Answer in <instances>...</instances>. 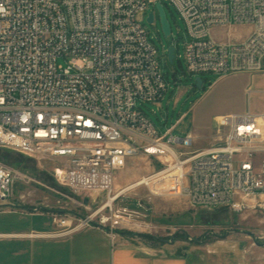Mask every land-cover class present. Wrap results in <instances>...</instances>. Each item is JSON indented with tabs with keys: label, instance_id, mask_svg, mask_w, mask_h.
<instances>
[{
	"label": "built area",
	"instance_id": "built-area-1",
	"mask_svg": "<svg viewBox=\"0 0 264 264\" xmlns=\"http://www.w3.org/2000/svg\"><path fill=\"white\" fill-rule=\"evenodd\" d=\"M165 1L185 24L189 75L264 73V0ZM158 4L164 8L162 0H0V148L56 163L58 188L83 197L56 192L53 238L97 228L115 239L130 228L124 223L139 213L115 208L126 193L115 182L139 156L159 169L133 189L181 196L193 208L264 212V113L217 117L219 143L193 150L192 134L175 137L173 126L160 135L138 108V101L160 103L168 90L142 25ZM232 25L253 31L241 42L213 37V29ZM32 182L0 160V203L12 199L16 184ZM94 195L107 199L92 210ZM72 203L90 213L64 210Z\"/></svg>",
	"mask_w": 264,
	"mask_h": 264
},
{
	"label": "rangeland",
	"instance_id": "rangeland-1",
	"mask_svg": "<svg viewBox=\"0 0 264 264\" xmlns=\"http://www.w3.org/2000/svg\"><path fill=\"white\" fill-rule=\"evenodd\" d=\"M162 3L171 26V35L167 37L164 34L159 13L155 11L154 7H151L147 12L142 25L150 42L158 52V59L168 83V90L160 103L138 101V108L160 135L166 134L169 129L175 126L173 131L175 137L185 138L189 133L196 136L193 150L197 147H209L213 143L216 145L219 143L216 142V139L220 140V136L214 130L215 116L232 107L230 99L225 95L226 84L225 82H215L217 75L214 74L196 76L188 74L183 59V44L186 40L185 24L174 7L165 0H162ZM153 11H155L156 19L154 23H149L147 17ZM235 28L233 25L226 28H215L212 35L219 41H231L233 39L230 34L235 32ZM170 47H175L173 64L168 59ZM59 62L66 64L64 60ZM197 78L202 79L204 88L196 87ZM179 120L180 122L177 124ZM0 160L17 168L34 181L29 184L18 183L13 189L12 199L22 202L25 206L33 204L39 207L42 206V203L47 204L53 201L59 207L57 191L80 202L83 198L58 188L52 176L56 163L52 161H38L3 148H0ZM158 169L159 165L145 156L131 159L126 168L118 172L115 191L119 192L133 186L143 177L154 174ZM46 196L50 197L49 201L45 200ZM106 199V195H94L89 203L90 208L94 210ZM94 200H97L98 204L93 203ZM165 200L171 201L173 209H168L164 204L168 201ZM138 201L142 203L143 209L138 207ZM154 201H160L163 204L156 205ZM64 208V210L70 209L79 212L82 217L90 213L84 207L73 205V203L64 205ZM115 208H127L139 213L132 219L130 228L124 230L137 234H148L153 239L156 237L157 240L169 243L176 242L178 249L189 248L195 255L209 256L211 264H231L233 261L244 263L248 256L254 258L253 261L257 264H264V214L260 211L245 210L237 213L226 207L193 208L184 197L151 195L146 187L127 191L117 200ZM9 209L13 208L8 206L2 208V210ZM223 214L231 217L251 215L254 219L247 226L233 221L225 223ZM186 216H193V227L188 228L187 231L179 225ZM164 217L170 218L174 225H177L175 229L172 228L168 231L163 228L166 227L163 225L167 223L162 220ZM139 225L142 227H138ZM238 250L241 251L239 257L235 255ZM254 250L255 253H253Z\"/></svg>",
	"mask_w": 264,
	"mask_h": 264
},
{
	"label": "crops",
	"instance_id": "crops-1",
	"mask_svg": "<svg viewBox=\"0 0 264 264\" xmlns=\"http://www.w3.org/2000/svg\"><path fill=\"white\" fill-rule=\"evenodd\" d=\"M235 27V32L230 34L233 39L231 42H241L253 31L251 26ZM215 82H225V95L232 103L230 110L215 116V119L226 114L264 113V73L222 75L217 76ZM193 136L196 139V136ZM218 139L216 142H219ZM213 145L215 144L209 147H197L195 150L208 149ZM148 159L158 164L157 161ZM152 186L156 189V183ZM131 189L133 186H129L127 190ZM45 200L49 201L50 197L46 196ZM165 201L168 202L164 204L171 209V201ZM54 203L53 201L42 203L39 207L33 204L25 206L15 199L0 203V206H16L14 209L0 211V264H211L209 256L195 255L189 248L178 249L176 242L157 240L154 236L156 240L148 239L143 236L148 234L132 233L124 230L125 228L117 231L115 239L97 228H84L67 237L53 238L50 234L56 230V227L52 214L61 211ZM154 204L163 203L154 201ZM35 208L41 210L35 212ZM230 217L223 214V222L233 221L247 226L254 219L251 215ZM162 220L167 222L163 225L166 227L163 228L168 231L177 226L168 217ZM192 224L193 216H186L179 225L187 231L188 228L193 227ZM124 226L131 225L125 222ZM240 253L241 251L238 250L235 255L239 257ZM253 260L254 258L248 256L244 263L233 261L231 264H257Z\"/></svg>",
	"mask_w": 264,
	"mask_h": 264
},
{
	"label": "water",
	"instance_id": "water-1",
	"mask_svg": "<svg viewBox=\"0 0 264 264\" xmlns=\"http://www.w3.org/2000/svg\"><path fill=\"white\" fill-rule=\"evenodd\" d=\"M157 11L159 13V16H160V20H161V25H162V30L164 32V34L168 37L170 36L171 34V26L167 20V16H166V13H165V10L164 8L158 4L157 5ZM148 22L149 23H153L154 22V14L151 12L149 14V17H148ZM168 59L170 61L171 64L174 63V59H175V48L174 47H170L168 49ZM203 81L201 78H197L196 79V87L198 89H202L203 88ZM89 202V199H85V203L87 204Z\"/></svg>",
	"mask_w": 264,
	"mask_h": 264
},
{
	"label": "trees",
	"instance_id": "trees-1",
	"mask_svg": "<svg viewBox=\"0 0 264 264\" xmlns=\"http://www.w3.org/2000/svg\"><path fill=\"white\" fill-rule=\"evenodd\" d=\"M202 86H203V88H204V83H203V85H202ZM143 236H144L145 238H148V239L150 238V239H152V237H151V236H149V235H143ZM161 241H162V240H161Z\"/></svg>",
	"mask_w": 264,
	"mask_h": 264
},
{
	"label": "bare ground",
	"instance_id": "bare-ground-1",
	"mask_svg": "<svg viewBox=\"0 0 264 264\" xmlns=\"http://www.w3.org/2000/svg\"><path fill=\"white\" fill-rule=\"evenodd\" d=\"M133 186H134V185H133ZM127 189H128V187H127V188H125V190H124V191H125V192H127V191H128Z\"/></svg>",
	"mask_w": 264,
	"mask_h": 264
}]
</instances>
